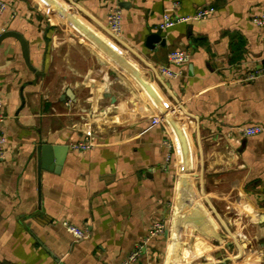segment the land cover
Masks as SVG:
<instances>
[{
  "label": "crops",
  "instance_id": "0c3cea01",
  "mask_svg": "<svg viewBox=\"0 0 264 264\" xmlns=\"http://www.w3.org/2000/svg\"><path fill=\"white\" fill-rule=\"evenodd\" d=\"M4 1L0 34L23 35L31 66L18 38L1 40L8 142L0 162V264H122L158 220L166 231L136 264H264V75L241 80L264 65V26L252 20L264 13V0ZM176 1L173 15L203 6L213 12L162 28ZM115 5L118 35L107 18ZM173 49L190 55L175 78L160 71ZM139 77L186 130L185 170L180 152L164 143V123H152L164 110ZM67 88L74 97L64 96ZM256 125L260 132L243 133ZM85 140L93 146H71ZM43 143L68 146L58 169L42 167ZM199 192L200 211L190 210L191 193ZM64 221L87 236L77 239Z\"/></svg>",
  "mask_w": 264,
  "mask_h": 264
},
{
  "label": "built area",
  "instance_id": "2783aa9c",
  "mask_svg": "<svg viewBox=\"0 0 264 264\" xmlns=\"http://www.w3.org/2000/svg\"><path fill=\"white\" fill-rule=\"evenodd\" d=\"M179 3L176 1L173 3L172 7L168 8L163 13V19L160 24L162 28H168L174 24L181 23V22H187L193 19H202L208 17L212 12L213 9L208 6H203L199 8L197 11H195L193 14L190 15H173L171 14V10L177 7ZM6 7V2L4 0H0V15L4 11ZM108 27L109 29L116 35H118L121 32L122 29V9L115 5L111 6L108 11ZM253 22L257 25L264 26V13L254 15L252 18ZM117 50V49H116ZM120 54L122 53L120 50H117ZM189 53L188 51L184 49H173L168 54V62L167 64H164L160 67V71L164 74H166L169 77H179L182 74V70L180 67L188 61L189 59ZM126 60L130 61L127 57ZM119 66L126 70L125 66L123 64L119 63ZM117 64V65H118ZM264 75V65L257 66L253 68L252 70H249L242 78L241 80L244 81H253L257 79L258 77ZM151 100L152 97L150 96ZM153 102V100H152ZM156 105V102H154ZM168 111H165L162 113V115H155L152 117V123L158 124V123H164L168 137L165 139L164 143L167 145L169 149H173L177 154L180 151V145L177 139V136L175 134L174 129L172 128L168 118H167ZM6 119V116L2 109V102L0 99V162L5 158V147L8 142V139L6 135L3 132L2 126ZM185 129V128H184ZM262 129L261 126H249L243 128V133L245 135H253ZM73 148L76 149H88L93 146V142L89 140L85 141H78L76 143H73L71 145ZM179 155V160L180 159ZM172 157V154L170 151L166 155V160L170 161ZM64 224L66 226V229L71 232L77 239H81L87 236V231L85 229H82L78 227L77 225L69 222L64 221ZM166 231V224L163 220H158L153 223L151 226L148 234L136 245V247L129 253L128 257L123 261L122 264H136L138 258L141 256L142 252L148 247L151 240L161 235Z\"/></svg>",
  "mask_w": 264,
  "mask_h": 264
},
{
  "label": "water",
  "instance_id": "95a60500",
  "mask_svg": "<svg viewBox=\"0 0 264 264\" xmlns=\"http://www.w3.org/2000/svg\"><path fill=\"white\" fill-rule=\"evenodd\" d=\"M53 1H55V0H53ZM51 5H53V4H51ZM52 8L54 9V6H52ZM77 22H79V25L82 26V29H84L86 32H88L89 35H91L93 38H95V40H97L99 43H103L106 47H108L109 50L112 52V54H114V57L118 58L119 63H121V64L123 63V65H125L126 67L133 69L135 74L138 75V71H137V69H135L136 67L133 64H131L128 60H126V58L122 57V55L115 48H113L111 45H109L106 40L99 37L93 30H91L89 28V26H86L85 24H83L82 22H80L78 20H77ZM7 36H15L16 38L19 39V41L21 42L23 51H24L26 62L30 65L27 40L23 37V35H21L18 32L7 31V32H3L0 34V42H1V40H3ZM139 80L141 81L144 88L149 92L151 97H153V99H155V101L161 105L162 110H164L163 112L167 111L168 110L167 105L164 104V102L162 101V98L158 96L154 87L152 85H150L149 83H147L142 78H140ZM65 95H68L69 97H74L71 88L66 89L64 96ZM167 118H168V120H169V122H170L172 128L174 129L175 134L177 136V139H178V142L180 145V151H181V167H182V169L185 170L186 169L185 167L188 166V163H189L190 158H191L190 157L191 156V146H190L189 137L186 133V130L184 129V127L180 124V122L178 120L172 118L170 116V114L167 115ZM67 148H68L67 145H52L49 143H43L39 149L42 167L58 169L60 167L61 162H62L63 153ZM59 151H61V153H60L61 158L57 159L56 165L52 164V158H54L55 153H56V156L58 157ZM208 201L210 202L209 199H208ZM218 216L220 217L219 214H218ZM221 220L225 224V222L223 221L222 218H221ZM223 263L226 264V259L223 260Z\"/></svg>",
  "mask_w": 264,
  "mask_h": 264
},
{
  "label": "rangeland",
  "instance_id": "374dc122",
  "mask_svg": "<svg viewBox=\"0 0 264 264\" xmlns=\"http://www.w3.org/2000/svg\"><path fill=\"white\" fill-rule=\"evenodd\" d=\"M56 11V9H52L51 11ZM104 56V55H103ZM105 57V56H104ZM104 59H106V57L104 58ZM97 71H99V72H101L100 70H98V69H96ZM201 193L199 192L198 194H195V193H191V202L189 201V203H187L188 205L187 206H189L190 205V207H189V209L190 210H194V209H199V211H200V208H199V206L197 205V201H196V199H198V198H201L202 196H199ZM193 195V196H192ZM196 202V203H195ZM202 209V208H201ZM204 209V208H203ZM206 211V213L208 214V211L207 210H205ZM210 214V213H209ZM208 214V215H209ZM209 217L212 219V218H214V216H212V215H209ZM179 232H177V233H181L180 232V230L179 229H177ZM178 235H180V234H178ZM181 238V237H180ZM190 244V245H189ZM189 245V247L190 248H192L193 247V240L189 243V241H188V244H187V246ZM201 260H203V261H205L204 260V257H202L201 258Z\"/></svg>",
  "mask_w": 264,
  "mask_h": 264
}]
</instances>
